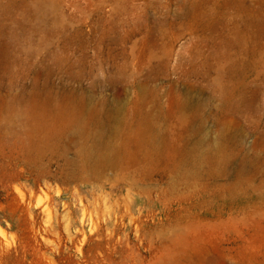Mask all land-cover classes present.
Here are the masks:
<instances>
[{"label": "rangeland", "instance_id": "1", "mask_svg": "<svg viewBox=\"0 0 264 264\" xmlns=\"http://www.w3.org/2000/svg\"><path fill=\"white\" fill-rule=\"evenodd\" d=\"M0 264H264V0H0Z\"/></svg>", "mask_w": 264, "mask_h": 264}, {"label": "bare ground", "instance_id": "2", "mask_svg": "<svg viewBox=\"0 0 264 264\" xmlns=\"http://www.w3.org/2000/svg\"><path fill=\"white\" fill-rule=\"evenodd\" d=\"M86 154H87L86 156H89V157H91V158L93 157V154L90 153V152H89V153L87 152Z\"/></svg>", "mask_w": 264, "mask_h": 264}]
</instances>
